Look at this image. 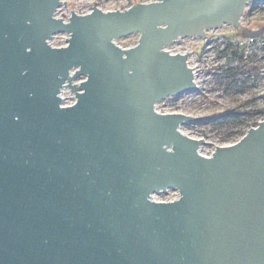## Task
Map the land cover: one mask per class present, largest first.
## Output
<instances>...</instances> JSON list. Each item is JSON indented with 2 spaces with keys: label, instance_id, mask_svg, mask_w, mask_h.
Here are the masks:
<instances>
[{
  "label": "water",
  "instance_id": "obj_1",
  "mask_svg": "<svg viewBox=\"0 0 264 264\" xmlns=\"http://www.w3.org/2000/svg\"><path fill=\"white\" fill-rule=\"evenodd\" d=\"M263 1L94 3L64 22V0H0V264H264V120L206 156L181 131L200 117L155 108L198 88L166 46Z\"/></svg>",
  "mask_w": 264,
  "mask_h": 264
},
{
  "label": "rangeland",
  "instance_id": "obj_2",
  "mask_svg": "<svg viewBox=\"0 0 264 264\" xmlns=\"http://www.w3.org/2000/svg\"><path fill=\"white\" fill-rule=\"evenodd\" d=\"M126 0H64L56 15H68L71 12L91 11L96 3L103 10L124 6ZM248 18L246 17L245 20ZM249 27H231L229 24L216 28L215 33H232L249 36L264 30V18L253 19ZM140 36L130 34L117 38L123 46H134ZM202 38L183 39L188 49H197ZM225 45H214L200 61L197 68L199 88L196 92L185 93L181 96L169 97L159 102V110L187 113L200 117L197 122H186L181 131L194 138H204L200 152L210 154L218 146L229 145L242 138L245 132L264 119V57L258 59L255 55L249 58L239 57L226 50ZM259 60V61H258ZM237 71H231V69ZM169 105V107H167ZM238 111L242 122H229L220 115ZM256 112V113H253ZM253 113V114H250ZM220 117V118H218ZM161 198L169 199L178 196L173 188L161 192Z\"/></svg>",
  "mask_w": 264,
  "mask_h": 264
},
{
  "label": "built area",
  "instance_id": "obj_3",
  "mask_svg": "<svg viewBox=\"0 0 264 264\" xmlns=\"http://www.w3.org/2000/svg\"><path fill=\"white\" fill-rule=\"evenodd\" d=\"M152 1H157V0H126L124 6H122V7L120 6V7L113 8V9L125 10L126 8H129L133 5H136L137 3H147V2H152ZM89 12H91V11L80 12V13L75 12V13L80 15V14H86ZM56 13H57V11H56ZM56 13H55V17L62 18L64 20V22H69V19L71 18L70 16L72 14V12H71L68 15L57 16ZM260 15H262V17L264 18V1L260 2V3L250 2L245 7L244 14L240 17L242 27H244V28L249 27L251 25L250 23H252L254 21L253 19H259ZM246 17L248 18L247 20H245ZM229 25L231 27H233V25H231V24H229ZM214 30H216V29H207L206 30L207 34L205 37L182 36L177 41H175L171 45L166 46L164 48V49L168 50L171 54L172 53H181V54L191 53L190 55L187 56L188 57L187 64L190 68L193 69L194 79L198 85V88H199V83H198V79H197V70H198L197 66L200 63V61L202 60V58H204V55L210 49H212L214 47V45H216V44L221 45V46L225 45L224 48L226 50H228V49L232 50V53L239 55V57H241V58H245L248 62H250L249 58L252 55H255L258 59H262L264 57V30H262L260 33H252L249 36H241V35L238 36V35H235L232 33H227V34L226 33H218V32L215 33ZM194 37L203 39L201 43L197 44L198 46H197L196 51H195V49L193 50L192 48L188 49V45H186L185 42H183V39L194 38ZM68 38H69L68 33L58 32V34L53 35V37L51 39H48V42L53 47L64 46V45L68 44V40H67ZM114 42L116 44L120 45L122 48L129 47V46L125 47V46L119 44L117 42V39H115ZM78 69H79L78 67L71 68V70L69 71L70 76L75 75L76 71ZM84 79H86V75H82L77 79H73L71 81V83L80 85V83ZM64 85L65 86L63 88H61V91L59 93V96H61V98H62L61 105L62 106H72L77 101V95H75V92L72 90V88H70L68 86V81H66ZM167 98H169V97H167ZM167 98H165V99H167ZM165 99H163V100H165ZM162 101H160V102H162ZM158 104H159V102H157L155 105V108L158 112H160V113H163V112L174 113L172 111L165 110V109L159 110L158 106H157ZM167 107H169V105ZM263 120H259V122H257V124L254 126H257ZM254 126H252V127H254ZM213 152L214 151L210 152V154H204V155L210 156ZM177 193H178L177 197L169 198V199L168 198L163 199L160 196L161 192H155V194H153V196H152V199L154 201L155 200H157V201L174 200V199H178V197L180 196V193L178 190H177Z\"/></svg>",
  "mask_w": 264,
  "mask_h": 264
},
{
  "label": "trees",
  "instance_id": "obj_4",
  "mask_svg": "<svg viewBox=\"0 0 264 264\" xmlns=\"http://www.w3.org/2000/svg\"><path fill=\"white\" fill-rule=\"evenodd\" d=\"M262 31V30H261ZM260 33V32H258ZM231 71H237V69H231ZM260 112H264V111H260ZM253 113H256V112H253ZM253 113H250V114H253ZM241 114L238 112V111H231V113H226V114H223V115H220L221 118H225V120L229 121V122H242L244 121L243 119H241ZM218 117V118H220Z\"/></svg>",
  "mask_w": 264,
  "mask_h": 264
}]
</instances>
